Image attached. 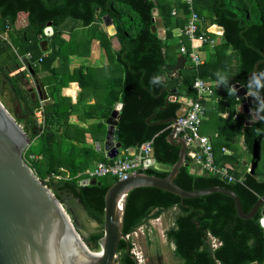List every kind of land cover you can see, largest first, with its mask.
I'll use <instances>...</instances> for the list:
<instances>
[{
    "label": "trees",
    "instance_id": "1",
    "mask_svg": "<svg viewBox=\"0 0 264 264\" xmlns=\"http://www.w3.org/2000/svg\"><path fill=\"white\" fill-rule=\"evenodd\" d=\"M152 10L161 19L162 39L150 31ZM193 11L201 23L221 29L220 43L206 53L201 65L192 68L186 62L183 69L173 73L166 69L174 62L170 49L176 52L178 49L173 32L184 25L188 14L179 0H0V53L7 50L9 55L4 61L0 59V97L4 83L9 100L14 99L19 107L15 121L31 142L23 155L30 169L59 203L73 210L78 221L85 216L95 224L93 232L83 240L86 246L98 244L102 234L103 196L117 180L103 177L96 180L98 184H77L88 166L85 157L89 149L83 147L85 135L95 137L87 129L68 123L74 105L64 103L66 99L59 97V91L68 82H75L80 90H85L88 73L98 69L79 68L69 72V58L87 56L91 42L98 43L107 61L104 69L112 72L102 83L107 108L101 118L108 117L114 103H121L116 126L121 152L150 141L154 162L171 166L177 159L178 148L166 142L170 124L158 122L175 118L181 107L179 100L194 97L193 80L204 81L210 98H214L224 89L217 85L218 71L227 74L230 84L246 90L253 65L260 62L256 71H264V0H194ZM19 16H24L25 25L15 28ZM105 16L111 20L113 36L119 43L117 51L111 49L110 37L100 28ZM68 21L73 24L67 27ZM47 23L51 28L48 37L43 34ZM38 37L47 41L48 51L44 54L39 50ZM182 43L188 48L187 41ZM8 71L18 72L10 76ZM41 73L46 75L37 79L38 85L48 87L53 102L42 103L44 124L39 132L34 118L39 106L34 78ZM26 75L34 82V87L29 89L33 98L23 86L24 82L29 85ZM157 77L160 83H152ZM81 95L80 91L76 105L82 102ZM261 96L264 97V92ZM236 104L234 95H228L225 89L215 112L227 108L229 114L217 136L218 139L223 135L234 138L246 134L243 146L250 157L248 173L239 166L237 157L217 155L211 147L214 165L229 167L232 182L197 173L198 168L184 155L185 166L178 169L173 183L185 191L211 187L231 191L246 213L264 195V167L256 173L264 141V120L257 119L251 126H243L242 114L231 118ZM253 106L249 103L250 110ZM259 115L264 117V112ZM58 128L62 129L60 134H57ZM95 160L107 162L105 157ZM143 173L158 178L166 176L165 172L153 168ZM170 209H176L177 213L164 238L172 245V255L181 264H264V229L258 224L259 212L248 220H241L235 214L232 200L220 194L183 199L180 203L179 198L157 189H133L125 200L122 234H131ZM211 240L215 241L214 248ZM125 247L130 250L128 243H118L116 264H134Z\"/></svg>",
    "mask_w": 264,
    "mask_h": 264
},
{
    "label": "water",
    "instance_id": "2",
    "mask_svg": "<svg viewBox=\"0 0 264 264\" xmlns=\"http://www.w3.org/2000/svg\"><path fill=\"white\" fill-rule=\"evenodd\" d=\"M153 18L150 31L159 38L164 37L161 19L152 10ZM107 18L109 24L105 23ZM104 26L111 27L108 16L102 18ZM44 36L51 35L50 23L46 24ZM39 50L48 51L47 41L38 37ZM111 49L117 51L119 43L113 36L110 39ZM185 59L176 57L174 64L166 66L171 72L184 68ZM256 62L252 71H256ZM238 89L237 98L244 115L243 126H251L252 121L249 103L252 98L246 95V89L234 84ZM37 91V90H35ZM172 100V98H167ZM185 104L187 99H180ZM18 107V105H17ZM121 103H115L108 117L105 119L106 131L102 148L109 159L118 154L120 143L117 142V117ZM19 110V108H18ZM181 111L177 112L180 115ZM15 114L11 115L0 103V264H116L118 259L117 246L120 241L125 243L122 234V218L127 194L137 188H153L179 198L193 199L210 194H220L230 198L233 202L236 216L241 220L252 218L257 212L260 217L258 224L264 229V195L256 200L251 208L243 213L237 196L219 187L201 190L185 191L177 187L173 181L178 169L184 164L185 145L180 137H174L172 130L166 137V142L178 148L177 159L171 166L154 163L153 169L165 172L166 176L158 178L143 172L130 174L124 180H117L111 184L103 196V215L101 237L98 240V251L88 250L78 234L79 223L70 207L59 203L48 187L44 185L25 162L23 155L30 144L26 134L15 121ZM150 117L146 120L148 122ZM256 121V120H255ZM174 118L158 123L173 124ZM132 148L126 150L127 154ZM148 162L146 161L145 164ZM191 172H194L191 169ZM197 173H201L200 170ZM78 186L98 184L94 179H82ZM197 226V225H196ZM125 253L128 249L125 247ZM135 263V259L128 254ZM255 264V263H253Z\"/></svg>",
    "mask_w": 264,
    "mask_h": 264
},
{
    "label": "built area",
    "instance_id": "3",
    "mask_svg": "<svg viewBox=\"0 0 264 264\" xmlns=\"http://www.w3.org/2000/svg\"><path fill=\"white\" fill-rule=\"evenodd\" d=\"M187 11V17L184 25L175 30L174 37L178 44L177 54L185 59L192 68H195L202 63V58L198 51L199 45H207L213 47V39L209 36L212 33L208 32L207 28L201 27L200 19L193 11L194 0H179ZM174 14L172 10L171 15ZM43 40V39H41ZM182 40L188 42V48H186ZM42 53V52H41ZM46 53V52H45ZM44 54V53H43ZM26 58L29 56L26 55ZM24 69V67L22 68ZM27 83L34 87V82L29 75H26ZM194 97L187 100L185 104H181L178 111H181L180 115L176 114L175 122L170 124L169 129L172 130L174 137H180L185 145V155L189 157L192 164L208 175L217 176L221 180L226 182H232L233 178L228 173L227 166L216 167L214 165V158L212 154V148L205 136L199 133L201 122L204 118V107L203 104L209 97V90L207 84L199 78H195L191 86ZM237 101V100H236ZM180 102V101H179ZM37 110L34 112V118L36 125L38 126L39 132L43 127V116H42V101H39ZM177 111V112H178ZM236 115H232L234 119ZM107 162L97 161L94 165L83 171L82 179H100L103 177H111L116 180H124L130 174L143 172L149 168H153L154 160L152 158L151 142H144L138 148L132 150L130 154L126 151L119 157L109 159L105 157ZM148 162L145 164V162ZM26 162V161H25ZM53 179L58 180L60 176H52ZM48 178L44 179L47 181ZM81 179V180H82ZM264 210V205L262 208ZM263 217V216H260ZM125 239L128 238L124 236ZM211 246H216L215 241L211 240Z\"/></svg>",
    "mask_w": 264,
    "mask_h": 264
},
{
    "label": "crops",
    "instance_id": "4",
    "mask_svg": "<svg viewBox=\"0 0 264 264\" xmlns=\"http://www.w3.org/2000/svg\"><path fill=\"white\" fill-rule=\"evenodd\" d=\"M105 23L109 24L108 20L105 21ZM202 28H207L209 33H212L213 37V43L216 45V43H220V35H221V29L215 25L208 26L205 25L204 23H201ZM107 34L110 39L114 35V29L111 24V27L104 26L103 21L101 24V27ZM175 32H173L174 35ZM213 45V46H214ZM204 46V45H203ZM203 46H200L198 48V51L200 53L201 58L203 59L206 55L207 52L211 51L210 47L207 49L204 48ZM174 55V62L176 57H178V54L176 50L173 52ZM106 58L103 54V51L99 48L98 43L96 41H92L90 46H89V54L85 57H77V56H72L69 58L68 62V71L71 72L74 70H78L79 68H88V69H98L97 72H89L87 75V78L85 79V90H80V87L75 83V82H68L67 85L63 88L60 89L59 91V97L66 99L64 103L72 104L74 105L73 107V112L71 113L68 123L71 126H77L82 129H87L88 132H90L95 139H91L89 134H86V144H83L84 148L89 149V154L85 157L87 161V168L86 170L90 169L95 162H97L98 158H104L107 157L106 153H104L102 144L104 141V132H101V127L104 125V131H106V125H105V119H102V114L107 108L106 102V90L103 87V82L105 81V78H109L111 75L108 73L105 69L104 66L106 65ZM174 62L172 64H174ZM186 65V62L184 63V66ZM85 70H82L81 72L84 73ZM86 72V71H85ZM116 70L113 71L114 74H116ZM174 73V72H173ZM46 73H41L37 76V79L45 76ZM174 75V74H173ZM41 88V93L42 97L39 99V101H42L43 104H51L53 102V99L49 96V90L48 87L45 86H40ZM82 92L83 95L82 97V102L78 105H76V100L78 98L79 92ZM225 88L220 90V92L214 97L210 98V95L207 99V101L204 103V112L212 111L214 112V127L213 129L211 127H208L204 125V120L201 122L200 128H199V133L202 136H205L211 147L214 148L215 152H217V155H224L229 157L230 155H233L234 157L238 156L237 154H240L241 152L245 151V148L243 146V141L240 140V136L234 137V138H229L228 136H221L218 139L217 132L220 126L223 125V121L228 119V114L229 111L227 108H224L222 112L216 113L215 112V107L217 104L222 101V96L224 94ZM80 96V95H79ZM235 101L237 98L234 95ZM115 104V103H114ZM113 104V105H114ZM113 105L111 107V110L113 108ZM111 112V111H110ZM239 115L242 114V108L241 105L238 103L234 106L233 108V113L232 115ZM83 116L86 118L83 119ZM232 118V117H231ZM244 119V115H243ZM244 123V121H243ZM55 126V125H54ZM62 132L61 128H58L57 134H60ZM104 134V135H103ZM227 134V133H225ZM230 135V134H228ZM91 140V142H89ZM73 145L80 147L79 145L75 144L72 142ZM92 153L95 154V156H92ZM123 152H121L120 149H118V154L117 157L121 156ZM239 166L242 167L245 173H248L249 171V163L245 164L242 160ZM229 168V167H228ZM85 171V170H84ZM241 171V170H240ZM260 218V217H259Z\"/></svg>",
    "mask_w": 264,
    "mask_h": 264
},
{
    "label": "rangeland",
    "instance_id": "5",
    "mask_svg": "<svg viewBox=\"0 0 264 264\" xmlns=\"http://www.w3.org/2000/svg\"><path fill=\"white\" fill-rule=\"evenodd\" d=\"M67 27L71 26L73 24L72 21L67 22ZM206 24V22H204ZM25 25V19L24 16H19L14 24L15 28H22ZM63 38H67V35H62ZM173 49H170V53L172 56L176 55L173 54ZM8 55L7 50H2L0 53V59L1 60H6ZM175 57V56H174ZM18 71H8V75H13ZM37 77L34 78V81L37 86V95L41 99L42 93H41V88L38 85V80ZM24 89L27 91L28 96L30 98L35 97L33 92H31L29 89L31 88V85L26 84L24 82L23 84ZM2 96L0 97V103L2 106L7 110L8 113L11 115L19 114V110L17 107V103L14 99L9 100V97L7 96L6 92V86L3 83L2 84ZM214 112L208 111L206 114L204 112V125L211 127L213 129L214 125ZM104 125L101 127V132L105 134L104 131ZM103 134V135H104ZM85 135V142H87ZM91 142V140L89 141ZM31 143V142H30ZM238 156V162L239 164L241 163L242 160L245 164L249 163V155L246 154L245 152H241L240 154H237ZM264 167V141L261 143V149H260V154H259V162L257 165V170L256 173H260L261 170ZM177 210L176 209H170L164 213H162L159 217L153 220H149L147 224L141 225L137 229H135L131 234L128 235V241L130 245V253L131 256L135 259L136 264H181L173 255H172V245L167 242L164 238V232L172 226L173 218L176 215ZM79 223V228H78V234L82 241L87 237V235L95 229V224L88 219H86L85 216H81ZM83 226V228H82ZM84 242V241H83ZM86 245V243L84 242ZM89 251L91 252H97L98 251V244L96 247L92 246L91 244H88L86 246ZM119 257V255H118ZM118 260V259H117Z\"/></svg>",
    "mask_w": 264,
    "mask_h": 264
},
{
    "label": "clouds",
    "instance_id": "6",
    "mask_svg": "<svg viewBox=\"0 0 264 264\" xmlns=\"http://www.w3.org/2000/svg\"><path fill=\"white\" fill-rule=\"evenodd\" d=\"M215 75L217 76L218 86L222 85L230 96L237 95L238 89L230 84L227 74L218 71ZM152 83L159 84V77L154 78ZM246 88V95L252 98L254 105L250 110L252 121L257 119L264 120V117L259 115L261 112H264V97L261 96V93L264 92V71L253 72L249 77ZM245 139L246 134L241 133L240 140L244 141Z\"/></svg>",
    "mask_w": 264,
    "mask_h": 264
},
{
    "label": "flooded vegetation",
    "instance_id": "7",
    "mask_svg": "<svg viewBox=\"0 0 264 264\" xmlns=\"http://www.w3.org/2000/svg\"><path fill=\"white\" fill-rule=\"evenodd\" d=\"M80 226V225H79ZM82 228H83V226H82ZM126 242L129 244V241H128V239H126ZM128 254H130L131 255V253H130V250L128 251ZM128 254H127V256H128ZM129 258V257H128ZM130 259V258H129Z\"/></svg>",
    "mask_w": 264,
    "mask_h": 264
}]
</instances>
